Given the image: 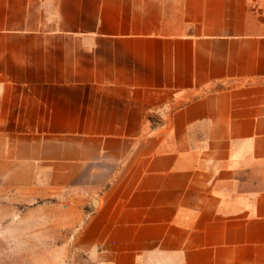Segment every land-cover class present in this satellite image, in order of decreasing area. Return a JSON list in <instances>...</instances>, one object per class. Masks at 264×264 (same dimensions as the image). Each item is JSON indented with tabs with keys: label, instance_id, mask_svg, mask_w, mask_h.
Listing matches in <instances>:
<instances>
[{
	"label": "crops",
	"instance_id": "obj_1",
	"mask_svg": "<svg viewBox=\"0 0 264 264\" xmlns=\"http://www.w3.org/2000/svg\"><path fill=\"white\" fill-rule=\"evenodd\" d=\"M0 144L105 264H264V0H0Z\"/></svg>",
	"mask_w": 264,
	"mask_h": 264
},
{
	"label": "rangeland",
	"instance_id": "obj_2",
	"mask_svg": "<svg viewBox=\"0 0 264 264\" xmlns=\"http://www.w3.org/2000/svg\"><path fill=\"white\" fill-rule=\"evenodd\" d=\"M4 172L0 163V264H105L94 251L76 248L70 231L53 226L51 213L38 212L39 203Z\"/></svg>",
	"mask_w": 264,
	"mask_h": 264
}]
</instances>
